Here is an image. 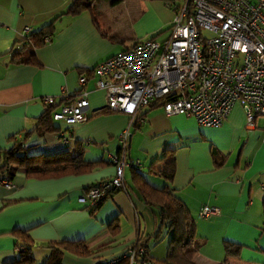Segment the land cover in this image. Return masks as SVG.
Listing matches in <instances>:
<instances>
[{
    "label": "crops",
    "instance_id": "0c3cea01",
    "mask_svg": "<svg viewBox=\"0 0 264 264\" xmlns=\"http://www.w3.org/2000/svg\"><path fill=\"white\" fill-rule=\"evenodd\" d=\"M179 1L91 0L81 13L62 14L54 21L50 40L33 49V61L17 62L13 52L19 41L64 11L70 0H0V155L19 141L28 154L68 150L72 155L79 148L89 165L79 173L41 178H26L18 168L12 187L0 181V264L17 255L16 229L26 230L34 241L32 264H43L50 252L46 243L62 240H82L93 250L84 256L65 251L63 264H101L138 237H149V254L164 258L170 230L162 227L161 237L153 241L160 217L143 199L134 174L147 187L169 190L186 205L196 234L203 238L195 254L200 264L221 261L225 240L240 245L226 264L264 262V121L257 117L249 124L239 103L219 126H202L191 115H166L160 106L148 110L145 105L138 111H147L141 119L103 110L71 126L54 120L59 130L70 132L66 142L59 130L36 128L48 105L44 95L54 97L55 111L64 103L61 97L75 96L83 88L88 112L102 106L105 93L95 85L96 74L81 84L85 73L79 70L92 69L139 39L167 36L171 5ZM130 119L128 155L140 163L124 169L129 193L116 190L95 207L79 203L83 191L114 174L110 154L118 149V135ZM214 151L223 161L219 166ZM171 158L175 172L168 179L161 169ZM203 205L217 206L219 212L199 216Z\"/></svg>",
    "mask_w": 264,
    "mask_h": 264
},
{
    "label": "built area",
    "instance_id": "2783aa9c",
    "mask_svg": "<svg viewBox=\"0 0 264 264\" xmlns=\"http://www.w3.org/2000/svg\"><path fill=\"white\" fill-rule=\"evenodd\" d=\"M171 8L167 36L139 39L96 63L95 85L105 93L102 106L88 112L87 91L82 89L53 111V119L71 126L103 110L134 118L142 106L167 96L161 104L166 115H191L202 126L221 125L236 103L249 124L257 117L264 121V0H180ZM84 82L82 77L80 83ZM42 101L50 105L54 97L44 95ZM131 123L130 119L119 133L118 149L110 154L114 174L83 191L77 197L79 203L96 206L113 189L127 193L124 169L140 163L128 155ZM58 133L65 142L71 138L67 128ZM1 182L7 188L13 186L9 178ZM218 212L217 206L204 205L199 214L207 217ZM143 251L141 245H129L101 264L115 263L126 255L129 264H155L136 259Z\"/></svg>",
    "mask_w": 264,
    "mask_h": 264
},
{
    "label": "trees",
    "instance_id": "16d2710c",
    "mask_svg": "<svg viewBox=\"0 0 264 264\" xmlns=\"http://www.w3.org/2000/svg\"><path fill=\"white\" fill-rule=\"evenodd\" d=\"M90 3L91 0H70L64 11L57 14L49 22L43 24L38 30L32 31L30 33L27 32L25 34V36L19 41V43H21V46L13 52V59L17 60V62L33 61V49L43 44L46 41L44 40L45 37H48V40H50V37L52 36L54 30V21L58 19L62 14L77 15L81 13L82 11L90 7ZM27 48L30 49L25 54L24 52ZM79 71L80 73H85L81 74V76L85 75L83 77L86 79L89 77V75L95 74V66L90 70L84 71L83 69H80ZM79 93L80 92L78 91L75 96L61 97L60 101L62 103L72 101ZM167 98L169 97L164 96L149 102L148 104H146L147 106H149L148 110L159 106L161 107V104ZM55 105L56 104L47 105L46 111H44L39 116L38 125L36 127L37 129L43 131L59 130V126L54 124L55 119H53L52 116L53 107ZM146 113L147 111L139 113L137 112V116H135L136 118L138 117V119H141L144 117V115H146ZM22 148L23 145H21L18 141L15 142L9 149L2 151V154L0 155V181L3 178L12 179L18 168L24 170L26 178H41L58 177L72 172L79 173L81 171L87 170L89 166L85 164V162H83L79 148L78 150L76 149V153L72 155L68 152V150L54 153L28 154L24 152ZM213 158L215 166H219L220 164H222L223 161L218 160V155L215 154V151L213 152ZM131 167L134 168L135 166ZM161 172L168 179H171L173 177L175 172V161L173 158L164 163ZM134 178L135 181H137V185L141 191L143 199L148 204L156 207L158 215L160 217V227L153 234V241L155 242L161 237L162 227L170 230L169 244L164 258H154L149 254L150 245L146 243L149 240V237H145L144 239L138 237L134 242L129 244L133 248H137L139 245L144 248L143 252L138 253V257L136 259H149L152 260L155 264H200L196 260L195 254L198 251L199 246L202 244L203 238L197 236L195 230V221L186 205L176 199L169 190H157L154 188L151 189L147 187V185L145 184L146 182L143 181L140 176L134 174ZM116 190L118 189H113L112 192ZM125 191L127 192V194L130 191V188L127 186V184L125 187ZM13 232L16 237L15 239L17 255L12 260L6 261L3 264H32L34 262V256L31 252V249L34 246L33 239L29 236L26 230L16 229ZM46 244L48 247H50V252L44 259L43 264H63L61 259L62 254L65 251L74 253L79 256L90 254L93 251L82 240H62ZM129 245H127V247ZM224 248L225 257L217 264L228 263L229 255L237 253L240 245L238 243L231 244L229 243V241L225 240ZM110 264H129L128 255L123 256L115 263ZM262 264H264V262Z\"/></svg>",
    "mask_w": 264,
    "mask_h": 264
},
{
    "label": "rangeland",
    "instance_id": "374dc122",
    "mask_svg": "<svg viewBox=\"0 0 264 264\" xmlns=\"http://www.w3.org/2000/svg\"><path fill=\"white\" fill-rule=\"evenodd\" d=\"M198 236V235H197ZM223 258V257H222ZM231 264H240L239 262H235V261H233V263H231Z\"/></svg>",
    "mask_w": 264,
    "mask_h": 264
}]
</instances>
